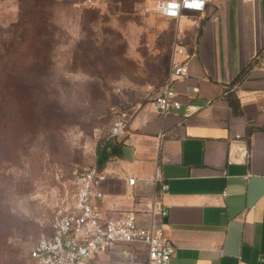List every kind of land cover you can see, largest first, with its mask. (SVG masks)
<instances>
[{
    "label": "rangeland",
    "instance_id": "rangeland-1",
    "mask_svg": "<svg viewBox=\"0 0 264 264\" xmlns=\"http://www.w3.org/2000/svg\"><path fill=\"white\" fill-rule=\"evenodd\" d=\"M154 2L0 0V264H31L75 170L166 86L179 23Z\"/></svg>",
    "mask_w": 264,
    "mask_h": 264
},
{
    "label": "crops",
    "instance_id": "crops-1",
    "mask_svg": "<svg viewBox=\"0 0 264 264\" xmlns=\"http://www.w3.org/2000/svg\"><path fill=\"white\" fill-rule=\"evenodd\" d=\"M177 22L193 53L171 84L181 108L135 106L99 167L109 175L99 209L143 210L144 226L153 202L166 209L170 264H264V0H210ZM89 264L121 263L102 251ZM133 264H146L145 250Z\"/></svg>",
    "mask_w": 264,
    "mask_h": 264
},
{
    "label": "built area",
    "instance_id": "built-area-1",
    "mask_svg": "<svg viewBox=\"0 0 264 264\" xmlns=\"http://www.w3.org/2000/svg\"><path fill=\"white\" fill-rule=\"evenodd\" d=\"M169 2L170 0H155L154 8L165 18L179 20L188 12H204L210 0H205L201 11L184 9L183 0H177L181 8L176 16L166 14ZM175 44L173 66L167 84L151 99V107L163 116L181 108L182 102L171 84L189 75L188 61L193 54L178 36ZM196 110L197 106L188 105L189 113ZM126 118H117L113 122L110 139L124 132ZM108 179L109 175L96 163L75 170L70 200L55 212L52 232L33 242L29 251L31 264H89L90 258L102 251L117 256L121 264H133L141 249L146 252V264L171 263L176 247L165 232L167 210L157 207L153 202L146 210L151 214V222L145 226L137 223V213L144 212L143 210H119L116 215H102L98 201L104 197L102 187ZM127 181L133 185L136 177H128ZM154 181L158 183L160 178L155 175ZM167 185L164 182L160 187L164 190L168 188Z\"/></svg>",
    "mask_w": 264,
    "mask_h": 264
},
{
    "label": "clouds",
    "instance_id": "clouds-1",
    "mask_svg": "<svg viewBox=\"0 0 264 264\" xmlns=\"http://www.w3.org/2000/svg\"><path fill=\"white\" fill-rule=\"evenodd\" d=\"M205 0H183V8L195 11H201L203 9ZM181 4L177 0H170L166 7V14L176 16L179 14Z\"/></svg>",
    "mask_w": 264,
    "mask_h": 264
},
{
    "label": "trees",
    "instance_id": "trees-1",
    "mask_svg": "<svg viewBox=\"0 0 264 264\" xmlns=\"http://www.w3.org/2000/svg\"><path fill=\"white\" fill-rule=\"evenodd\" d=\"M28 10L30 11V6H28L27 8V12ZM113 147L114 145H112L111 143H108V144H105L102 148H99L98 160H97V164L99 167L104 163V161L108 159V157H110V155L112 154Z\"/></svg>",
    "mask_w": 264,
    "mask_h": 264
},
{
    "label": "water",
    "instance_id": "water-1",
    "mask_svg": "<svg viewBox=\"0 0 264 264\" xmlns=\"http://www.w3.org/2000/svg\"><path fill=\"white\" fill-rule=\"evenodd\" d=\"M113 151H115V149Z\"/></svg>",
    "mask_w": 264,
    "mask_h": 264
}]
</instances>
